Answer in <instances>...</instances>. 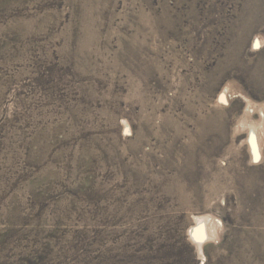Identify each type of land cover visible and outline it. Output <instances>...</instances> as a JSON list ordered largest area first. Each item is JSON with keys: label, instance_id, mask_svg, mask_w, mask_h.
I'll return each mask as SVG.
<instances>
[{"label": "rangeland", "instance_id": "374dc122", "mask_svg": "<svg viewBox=\"0 0 264 264\" xmlns=\"http://www.w3.org/2000/svg\"><path fill=\"white\" fill-rule=\"evenodd\" d=\"M259 39L264 0H0V264H264Z\"/></svg>", "mask_w": 264, "mask_h": 264}, {"label": "bare ground", "instance_id": "6f19581e", "mask_svg": "<svg viewBox=\"0 0 264 264\" xmlns=\"http://www.w3.org/2000/svg\"><path fill=\"white\" fill-rule=\"evenodd\" d=\"M260 41V42H259ZM258 42L259 43H264L263 41H261L260 39L258 40ZM231 63V62H230ZM200 121V120H199ZM221 126V125H220ZM213 128V127H212ZM221 128V127H220ZM213 131V130H212ZM224 132V131H223ZM259 141V140H258ZM259 143V142H258ZM257 142H255V140L253 139L252 141H251V145H252V147H253V150L254 149H256L257 148V144H258ZM260 145V144H259ZM255 152V151H254ZM235 178V177H234ZM233 178V179H234ZM238 181V180H237ZM253 182H255V181H253ZM263 182V181H262ZM236 184H238V182L236 183ZM241 184V183H240ZM264 186V185H263ZM253 187V186H252ZM181 188H183V187H181ZM179 190V189H178ZM180 193V192H179ZM181 195V194H180ZM263 195V194H262ZM260 209H262V208H260ZM263 214H264V212H263ZM262 226V225H261ZM262 227H264V226H262ZM199 233H201L200 231H199V229H197V228H194L193 229V234H195L196 236H198V234ZM254 251V250H253ZM256 254V253H255ZM255 256V255H254ZM249 257V256H248ZM253 258V257H252ZM246 261V260H245Z\"/></svg>", "mask_w": 264, "mask_h": 264}]
</instances>
